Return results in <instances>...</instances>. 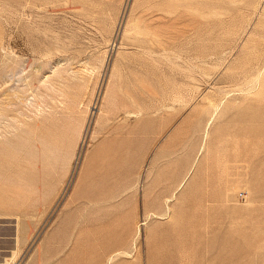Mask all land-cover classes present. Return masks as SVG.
Wrapping results in <instances>:
<instances>
[{
	"label": "rangeland",
	"instance_id": "obj_1",
	"mask_svg": "<svg viewBox=\"0 0 264 264\" xmlns=\"http://www.w3.org/2000/svg\"><path fill=\"white\" fill-rule=\"evenodd\" d=\"M0 264H264V0H0Z\"/></svg>",
	"mask_w": 264,
	"mask_h": 264
},
{
	"label": "bare ground",
	"instance_id": "obj_2",
	"mask_svg": "<svg viewBox=\"0 0 264 264\" xmlns=\"http://www.w3.org/2000/svg\"><path fill=\"white\" fill-rule=\"evenodd\" d=\"M33 48H34V46H33ZM34 50V49H33ZM234 79V78H233ZM253 84H255V82L253 83ZM252 85V84H251ZM257 85V84H256ZM249 86V85H248ZM251 87H254V85H252ZM248 88H250V87H248ZM255 88V87H254ZM242 89H245V88H242ZM253 89V88H252Z\"/></svg>",
	"mask_w": 264,
	"mask_h": 264
},
{
	"label": "crops",
	"instance_id": "obj_3",
	"mask_svg": "<svg viewBox=\"0 0 264 264\" xmlns=\"http://www.w3.org/2000/svg\"><path fill=\"white\" fill-rule=\"evenodd\" d=\"M109 165H111V163Z\"/></svg>",
	"mask_w": 264,
	"mask_h": 264
}]
</instances>
